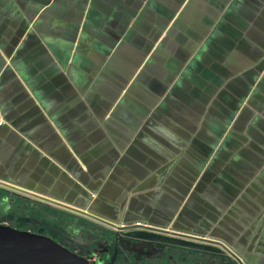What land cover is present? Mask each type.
<instances>
[{"label":"crops","instance_id":"0c3cea01","mask_svg":"<svg viewBox=\"0 0 264 264\" xmlns=\"http://www.w3.org/2000/svg\"><path fill=\"white\" fill-rule=\"evenodd\" d=\"M0 190L264 264V0H0Z\"/></svg>","mask_w":264,"mask_h":264},{"label":"flooded vegetation","instance_id":"af4514ba","mask_svg":"<svg viewBox=\"0 0 264 264\" xmlns=\"http://www.w3.org/2000/svg\"><path fill=\"white\" fill-rule=\"evenodd\" d=\"M17 199L22 202L16 204ZM27 199L28 196L0 190V226L48 238L85 264H221L215 254L178 245L205 238L164 230L137 235L145 240L133 239V233L128 235L85 217L51 215L47 211H54L52 207Z\"/></svg>","mask_w":264,"mask_h":264},{"label":"water","instance_id":"95a60500","mask_svg":"<svg viewBox=\"0 0 264 264\" xmlns=\"http://www.w3.org/2000/svg\"><path fill=\"white\" fill-rule=\"evenodd\" d=\"M18 194L35 197L44 201L45 203H49L51 205H57L60 207L62 204H58L57 202H53L52 200H48L46 198H42L30 192H21L15 191ZM70 209V208H69ZM83 213V212H79ZM94 218V217H93ZM96 222L108 225L110 227H114V229L118 231H126L130 238L133 239H141L145 240L146 238L142 236H137L146 231H152L154 233L163 232L164 229L155 228L151 226H147L145 224H134V225H123L118 226L116 224H108L97 218H94ZM170 231V230H168ZM173 232V231H171ZM175 233V231H174ZM137 236V237H136ZM196 239V238H195ZM190 247H199V250L203 253L207 254H215L221 260V264H224L227 261V264H243L239 257L227 246L223 243L214 241V240H206V239H196L188 242H183L182 244ZM0 264H85L81 259H78L74 255L70 254L67 250L63 249L59 245H57L52 240L38 236L29 234L27 232H21L17 230H13L9 227H1L0 226Z\"/></svg>","mask_w":264,"mask_h":264},{"label":"rangeland","instance_id":"374dc122","mask_svg":"<svg viewBox=\"0 0 264 264\" xmlns=\"http://www.w3.org/2000/svg\"><path fill=\"white\" fill-rule=\"evenodd\" d=\"M2 194H5V193H2ZM22 201H19L18 199L16 200V204H20ZM27 203V205L29 204L28 202H26ZM40 210H42V211H44V213H45V211H47V209H42V208H40ZM47 213H50L51 215H54L55 216V211H47ZM91 229L93 228V226L92 225H88Z\"/></svg>","mask_w":264,"mask_h":264}]
</instances>
